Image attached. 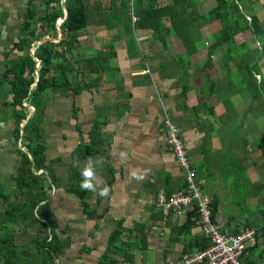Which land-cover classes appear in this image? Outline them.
<instances>
[{
	"label": "crops",
	"instance_id": "0c3cea01",
	"mask_svg": "<svg viewBox=\"0 0 264 264\" xmlns=\"http://www.w3.org/2000/svg\"><path fill=\"white\" fill-rule=\"evenodd\" d=\"M123 1L85 0L89 22L76 32L71 49L64 51L68 79L76 89L46 90L39 110L24 102L27 114L28 104L34 114L38 112L39 137L15 138L16 124L6 104L10 96L0 89L6 116L0 119V238L22 245L28 236L32 244L48 236L58 246L54 264H175L184 253L202 249L208 237L195 210L164 211L156 204L161 190L170 194L184 189L183 171L166 141L167 114L178 126L196 184L210 198L223 231L261 230L256 250L248 251L252 245L247 244L243 264H264V143L237 135V128L248 126L250 105L245 115H239L236 95L231 93L236 88L221 87L227 82V71L237 69L233 61L226 59V64L217 56L224 45L214 51L212 66L203 68L216 24L200 27L197 51L187 56L166 19H161L158 32L135 28L128 0L126 12ZM169 1L140 2L145 6ZM195 2L203 11L206 5H214V0ZM208 26L213 29L207 30ZM58 36L57 31L56 38L44 37L58 42L63 33ZM204 69H214L217 75L213 81L218 89L213 94L209 92L213 81H201V74L197 75ZM261 73L264 76V65ZM24 119L19 130L28 121ZM38 143L43 146L45 168L35 171L26 146ZM82 149L88 152L77 155ZM20 151L30 158L36 187L42 186L43 194L37 189L30 193L25 185L17 189ZM87 168L93 171L92 178L83 175ZM74 169L96 188L88 189L84 199L70 190ZM5 184L9 190L2 192ZM103 188L108 189L106 196L99 195ZM10 191L15 198L12 204L7 201ZM240 194L246 197V205L257 207L245 217L237 209L235 195ZM31 202L36 203L34 217ZM6 205L12 209L5 210Z\"/></svg>",
	"mask_w": 264,
	"mask_h": 264
},
{
	"label": "trees",
	"instance_id": "16d2710c",
	"mask_svg": "<svg viewBox=\"0 0 264 264\" xmlns=\"http://www.w3.org/2000/svg\"><path fill=\"white\" fill-rule=\"evenodd\" d=\"M37 1L41 4L40 9L36 8ZM135 1H137V4L134 7V15L137 16V19L133 26L158 32L161 19H166L169 22L168 28L180 39L187 56L193 55L197 51V42L201 37L200 27L208 23L216 24V30L213 33L214 40L208 46L207 59L203 68L212 66V55L218 47L229 45L227 54L237 67L235 70H238L236 72L240 75V83L247 88L253 101L264 96V76L261 73V68L264 65V60L261 59L264 56L246 62L244 55L251 52L249 43L247 41L237 42L236 38L239 34L251 31L258 42L256 47H260L261 52L264 53V27L262 21L257 14H247L244 10V1L250 2V0H214V5L204 11L199 9L195 0H170L165 5H156L149 2L145 6L141 4V0ZM25 5L24 19L18 28L16 40L11 43L8 50L1 53L2 59L0 60V67H2L0 68V85L5 86V96H10L6 104L7 108L11 109V116L16 124V139L20 136L19 123L27 115L24 102H28L36 110H39L44 101L43 94L46 90L54 88L76 89V86H72L68 79L69 68L64 63L67 59L64 51L71 49L70 44L73 39H76V32L83 29L89 22L85 0H65L68 13L60 24L63 36L58 42L46 40L35 45L34 57L39 60L37 65V61L30 54L31 45L44 36L57 37L56 20L64 15V10L61 0H26ZM122 6L124 12H126L127 0L122 2ZM161 39L163 38L161 37ZM58 47H60V50ZM12 52H16L17 55L10 57L9 55ZM55 59H61V61L55 62ZM36 70H38L39 79L34 84L37 77ZM235 70L227 71V82L222 83L221 87L236 84L232 77ZM256 75H260L259 80ZM210 84L209 92L213 94L218 89L216 87L217 81ZM39 135L38 112L36 111L24 124L22 139L26 140L30 137L33 139V137H39ZM26 148L32 155L34 170L38 171L45 168L43 146L38 143L32 148L29 146H26ZM87 152V149H82L78 151L77 155L83 156ZM20 156L19 168L15 178L18 184L17 189L22 190V185H25L30 193L37 189L43 194V187H36L38 178L35 177L31 169L30 158L22 151H20ZM41 176L45 177V174ZM71 179L72 186H70V190L84 199L88 189H83L81 184L85 179L75 169L71 173ZM35 204V202H31L30 213L33 217L32 209ZM215 212L216 210L212 208L213 215L216 214ZM192 213L194 212H190L188 216H192ZM196 218L198 219L197 215ZM33 219L40 225H44L42 220L36 217ZM255 231L256 242L247 248L251 252L257 248V238L261 230L255 229ZM49 235L53 237L51 232H49ZM47 238L48 236L44 237L42 242L37 238L34 239L39 250L45 251V255L41 256L37 264H54V255L58 246L53 239L47 240ZM206 240L207 238H205V242ZM205 244H208V242ZM203 246L200 247L203 248ZM13 248L14 245L12 243L8 244L6 237L0 238V252L3 254V256H0L1 264H12L11 262L14 263V257L19 258L20 255L13 256ZM34 257L26 256L27 262H20L19 264H33L32 259Z\"/></svg>",
	"mask_w": 264,
	"mask_h": 264
},
{
	"label": "rangeland",
	"instance_id": "374dc122",
	"mask_svg": "<svg viewBox=\"0 0 264 264\" xmlns=\"http://www.w3.org/2000/svg\"><path fill=\"white\" fill-rule=\"evenodd\" d=\"M25 4H26V0H0V60L2 59L1 53L4 50H8L11 46V43H13V41L16 40L18 28L22 20L24 19L25 8H26ZM243 6L245 7L244 10H246L247 14H250V13L257 14V16L261 19L262 25L264 27V0H250V2L244 1ZM205 7L209 8L210 4L206 5ZM36 8L37 9L41 8V4L39 1H37L36 3ZM210 29H213V28L208 26L207 30H210ZM236 38H237V42L247 41L249 43V48H251V53L244 56L246 62H251L253 59L257 57L264 56V53L261 52L260 47H256L258 45V42L251 31H246L242 34H239ZM209 39L211 41L214 40V35L209 36ZM205 46L207 45L205 44ZM228 46L229 45H224L222 48H219L218 53H217V56L222 57V60L226 64L228 63L226 59L230 60L227 54ZM254 47H256V50L252 51ZM16 55H17L16 52H12L10 53L9 56L14 57ZM213 70L206 71L204 69L201 72H198L197 75L201 74L200 76V78L202 79L201 81L210 82V81H213L215 78H217V75L214 73ZM236 71L238 70H235L233 72L232 77L236 83L234 87L236 88L235 90L237 91L231 90V93L232 95H236L234 96V98L237 99L236 102H238V105H239L237 109V113L239 115L240 114L245 115V109H247V106L250 105L247 111V115H246L248 126L245 124L244 128H241L240 130L239 128H237V135L240 136V134L242 135L247 134L249 141L253 140L255 142L264 143V104H263L264 101H263V97L253 101L250 97V93L248 92L247 88L245 86L243 87V85L240 83V75H238ZM1 88H5V86L0 85V89ZM224 95L226 94L224 93ZM212 99L214 100V98ZM3 108L0 106V119H3L4 117H6L3 114L4 113ZM4 186L5 188L1 189L2 192L9 190L6 184ZM8 195L10 198L7 201H9L12 204L15 201V198H11V196L14 197L12 191H10ZM235 198L238 200V204H239V206H237V209L241 210V213H243L242 216L245 217L248 211L256 210L257 207L255 205L250 206V205L245 204L246 197L243 194L235 195ZM256 200H258V197L256 198ZM2 201L3 199L0 197V202ZM263 201H264V198H263ZM11 207L12 205H6L5 210H10L12 209ZM247 207H248V210H246ZM17 215L19 216V214ZM20 235L21 233H19L16 237H19ZM16 240L18 241V239ZM23 241L24 243L22 245H19L20 243L16 244V241H15L14 248H13L14 249L13 256H17V255H20V256L19 258L14 257V263L13 262L11 263L12 264H19L20 262L25 263L27 262L26 256H35L32 259V263L33 261H34L33 264H37V262L39 263L41 256L45 255V251L42 249H40L39 251L36 250L38 246L35 245V242H33L32 244V236H28V238L24 239ZM23 250L26 251L25 255L21 253V251ZM0 264H1V258H0Z\"/></svg>",
	"mask_w": 264,
	"mask_h": 264
},
{
	"label": "built area",
	"instance_id": "2783aa9c",
	"mask_svg": "<svg viewBox=\"0 0 264 264\" xmlns=\"http://www.w3.org/2000/svg\"><path fill=\"white\" fill-rule=\"evenodd\" d=\"M128 7L130 16L133 21H136L133 0H128ZM164 124L167 144L183 171L184 189L170 194L161 190L158 192L156 204L164 211L175 209L186 213L189 210H195L199 215L202 229L208 237V244L204 248L194 253H184L175 264H242V255L247 244L253 245L256 242L255 229L245 227L237 233L223 231L221 218L212 213L210 198L203 195L196 184L195 170L187 155L185 143L178 132V126L167 114L164 117Z\"/></svg>",
	"mask_w": 264,
	"mask_h": 264
},
{
	"label": "water",
	"instance_id": "95a60500",
	"mask_svg": "<svg viewBox=\"0 0 264 264\" xmlns=\"http://www.w3.org/2000/svg\"><path fill=\"white\" fill-rule=\"evenodd\" d=\"M61 4H62V7H63V10H64V15L62 16V17H59L57 20H56V28H57V31H58V33H59V36L58 37H61V35H62V32H61V29H60V23L67 17V8H66V6H65V0H61ZM46 40H50V41H54V39L53 38H49V37H43V38H41V39H39V40H36L33 44H32V46H31V48H30V54L34 57V47H35V45L36 44H40V43H42V42H44V41H46ZM35 58V60L37 61V65H38V63H39V60L36 58V57H34ZM36 75H37V77H36V80H35V82H34V84H36L37 83V81H38V79H39V76H38V70H36ZM259 77V76H258ZM27 107H31V111L27 114V116H26V118L24 119V121L26 122L27 120H29L32 116H33V114H34V111H35V109H34V107L33 106H30L29 104L27 105ZM23 125H21L20 126V132H21V134H20V136L22 135V133H23ZM27 153H29L28 151H26Z\"/></svg>",
	"mask_w": 264,
	"mask_h": 264
},
{
	"label": "clouds",
	"instance_id": "9594fccd",
	"mask_svg": "<svg viewBox=\"0 0 264 264\" xmlns=\"http://www.w3.org/2000/svg\"><path fill=\"white\" fill-rule=\"evenodd\" d=\"M83 175L85 177L92 178L94 176V173L91 170V168H87V169H85ZM81 187L83 189H89V190H92V191H96V188L94 187L91 179H85L83 181V183L81 184ZM107 192H108V189L107 188L100 189L99 195L100 196H106L107 195Z\"/></svg>",
	"mask_w": 264,
	"mask_h": 264
}]
</instances>
